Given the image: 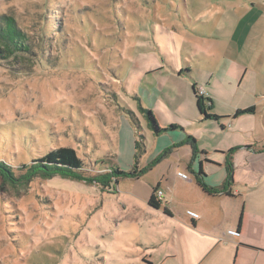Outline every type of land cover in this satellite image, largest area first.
I'll return each instance as SVG.
<instances>
[{"label":"rangeland","instance_id":"rangeland-1","mask_svg":"<svg viewBox=\"0 0 264 264\" xmlns=\"http://www.w3.org/2000/svg\"><path fill=\"white\" fill-rule=\"evenodd\" d=\"M239 2L247 0H0V16L14 18L33 47L0 62V161L17 179L58 148L84 164L14 185L0 176V264H149L168 254L176 224L148 201L192 157L158 155L157 138L181 130L154 136L142 110L160 129L197 134L199 147L223 141L214 124L187 122L192 85L209 81ZM216 100L218 116H231Z\"/></svg>","mask_w":264,"mask_h":264},{"label":"crops","instance_id":"crops-1","mask_svg":"<svg viewBox=\"0 0 264 264\" xmlns=\"http://www.w3.org/2000/svg\"><path fill=\"white\" fill-rule=\"evenodd\" d=\"M231 10L236 22L228 43L220 49L207 84L194 85L196 89H205L207 98L212 101L209 114H220L216 111V99L225 100L232 114L218 121L204 120L197 108V94L192 85L191 105L195 115L188 118L187 125L202 128L214 124L219 127V133L214 128L212 135H222L223 141L211 151L207 145H196L197 134L186 133L180 127L163 133L175 134L181 130V134L170 140L157 138L164 146L158 147V155L167 153L162 158L173 159L174 153L182 152L192 159L181 161L176 176H163L164 183L158 184L165 201H160L162 208L159 210L166 221L176 227H173L168 254L155 259L151 256L149 264H264V0L239 2ZM226 12L223 6L221 18L226 17ZM158 69L154 66L148 71ZM156 104L158 111L165 109L159 101ZM251 107L255 109L253 114L234 117L237 111ZM248 119L253 121L237 125ZM245 133L251 136L247 134L245 139L242 136ZM190 136L195 142L190 141ZM169 148L176 152H170ZM231 151H234L233 182L225 192L205 191L198 183L197 174L202 169L204 176L200 178L207 189L221 188L227 180L226 158ZM179 173L188 174L189 179L180 178ZM183 203L186 209L178 208ZM188 211L197 213L199 219H192ZM230 231H236L237 235H230Z\"/></svg>","mask_w":264,"mask_h":264},{"label":"trees","instance_id":"trees-1","mask_svg":"<svg viewBox=\"0 0 264 264\" xmlns=\"http://www.w3.org/2000/svg\"><path fill=\"white\" fill-rule=\"evenodd\" d=\"M33 52V47L29 41L28 36L23 33L16 25L14 18L6 15L0 16V62L8 61L11 59H17L22 56L26 57ZM194 92L196 91V85H194ZM196 95V92H195ZM197 97V108L200 114L204 117V120H220L221 117L217 115L209 114L208 112L212 110V101L210 99H203L196 95ZM145 114V119L147 120L148 126L153 130L155 135H160L165 132L177 129V126H171L169 129H160L155 121V118L151 111L142 110ZM255 109L253 107L239 110L235 113L234 117H239L241 115L253 114ZM190 141L195 142V139L191 136ZM143 145V144H142ZM140 147L139 142L135 143V149L138 150ZM234 151L228 153L226 158V166L228 171V176L226 183L219 189H207L200 177L204 176L202 169L197 174L199 178L198 183L200 186L209 193H217L219 191L225 192L229 188L230 184L233 182V162L232 156ZM84 164L82 159L78 156L77 152L73 148L63 147L55 150H51L46 155L35 159L29 165L22 166L21 169H25V173L17 179L15 177V170L3 161H0V176L4 182L7 183H21L22 181L29 182L32 178L45 177L50 178L55 175H75L79 171L83 170ZM20 169V170H21ZM25 183V184H26ZM14 185V184H13ZM159 185L153 188L152 194L148 201V206L151 209L159 210L162 208L161 202L157 199L156 194L159 191ZM230 196V193H226ZM164 212L171 216L168 209L164 208Z\"/></svg>","mask_w":264,"mask_h":264},{"label":"built area","instance_id":"built-area-1","mask_svg":"<svg viewBox=\"0 0 264 264\" xmlns=\"http://www.w3.org/2000/svg\"><path fill=\"white\" fill-rule=\"evenodd\" d=\"M196 94H197L198 97L203 98V99H207V96H208L206 90L203 89V88H197L196 89ZM178 176L180 178H182V179H185V180L189 179L188 174H185V173H179ZM156 197H157V199L159 201H161L163 199V191L159 190L157 192V194H156ZM187 214L192 219H195V220L199 219V215L197 213L193 212V211H188ZM229 234L232 235V236H236L237 232L236 231H230Z\"/></svg>","mask_w":264,"mask_h":264}]
</instances>
